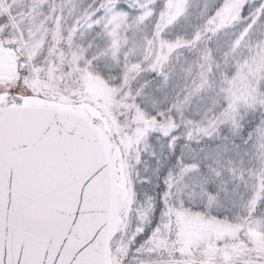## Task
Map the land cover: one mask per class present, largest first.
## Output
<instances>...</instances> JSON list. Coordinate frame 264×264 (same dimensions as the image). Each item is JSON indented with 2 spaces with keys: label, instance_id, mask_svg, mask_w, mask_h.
Returning a JSON list of instances; mask_svg holds the SVG:
<instances>
[{
  "label": "snow or ice",
  "instance_id": "obj_1",
  "mask_svg": "<svg viewBox=\"0 0 264 264\" xmlns=\"http://www.w3.org/2000/svg\"><path fill=\"white\" fill-rule=\"evenodd\" d=\"M0 264H264V0H0Z\"/></svg>",
  "mask_w": 264,
  "mask_h": 264
}]
</instances>
